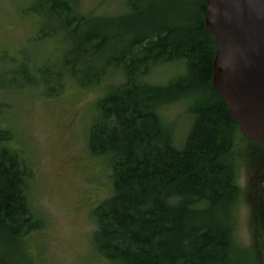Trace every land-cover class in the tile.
Returning <instances> with one entry per match:
<instances>
[{
  "label": "trees",
  "instance_id": "trees-1",
  "mask_svg": "<svg viewBox=\"0 0 264 264\" xmlns=\"http://www.w3.org/2000/svg\"><path fill=\"white\" fill-rule=\"evenodd\" d=\"M205 1L181 0L177 17L150 21L157 0H118L128 11L114 17L80 11L78 0H31L26 9L41 24L34 40L60 36L69 45L54 64L36 66L35 77L22 66L16 72L27 85L18 86H37L51 99L69 83L98 84L114 66L123 76L95 101L87 128V150L107 159L112 183L111 196L92 210V243L115 264H244L228 223L240 193L239 126L212 87L216 40L204 27ZM177 62L182 72L167 83L144 80ZM181 98L191 101V124L178 147L159 109ZM3 130L0 233L22 239L40 220L26 194L28 167Z\"/></svg>",
  "mask_w": 264,
  "mask_h": 264
},
{
  "label": "rangeland",
  "instance_id": "rangeland-1",
  "mask_svg": "<svg viewBox=\"0 0 264 264\" xmlns=\"http://www.w3.org/2000/svg\"><path fill=\"white\" fill-rule=\"evenodd\" d=\"M78 1L80 11L94 15L114 17L128 11L118 0ZM30 2L0 0V128L10 132L7 145L28 167L26 194L40 227L22 239L0 233V264H115L92 243V210L111 196L112 183L107 159L87 150V128L95 115V101L122 82L123 76L114 66L116 73L98 84L81 88L69 83L51 99L44 98L37 86L20 87L27 84L16 71L24 66L35 77L36 66L54 64L69 45L60 36L34 40L41 24L26 12ZM180 3L157 0L151 4L149 21L157 13L163 20L177 17ZM160 67L144 80L163 85L182 72L178 62ZM189 101L181 98L159 109L178 147L191 124ZM233 146L240 189L228 218L234 253L244 264H264L263 221L259 214L258 224L255 219L256 208L263 204L264 210V197L261 202L256 195L258 181L264 180V150L250 144L240 131Z\"/></svg>",
  "mask_w": 264,
  "mask_h": 264
},
{
  "label": "water",
  "instance_id": "water-1",
  "mask_svg": "<svg viewBox=\"0 0 264 264\" xmlns=\"http://www.w3.org/2000/svg\"><path fill=\"white\" fill-rule=\"evenodd\" d=\"M212 87L248 140L264 144V0H206Z\"/></svg>",
  "mask_w": 264,
  "mask_h": 264
},
{
  "label": "flooded vegetation",
  "instance_id": "flooded-vegetation-1",
  "mask_svg": "<svg viewBox=\"0 0 264 264\" xmlns=\"http://www.w3.org/2000/svg\"><path fill=\"white\" fill-rule=\"evenodd\" d=\"M249 143L252 144V145H255V146L258 145V146L261 147V149L264 150V146H262V145H260V144H256V143H253V142H250V141H249ZM259 179H261V178H259ZM256 195L258 196L257 201L261 200L262 197H264V180H263V181H261V180L258 181V186H257ZM261 202H263V200H261ZM258 214H259L260 217H261V221H263V224L261 225V227H262V229H263L262 231H264V210H263V204H261L260 206H258V207L256 208V213H255V219H257L256 224L259 223V220H258ZM263 240H264V237H263ZM261 245H262V244H261ZM262 246H263V245H262Z\"/></svg>",
  "mask_w": 264,
  "mask_h": 264
}]
</instances>
